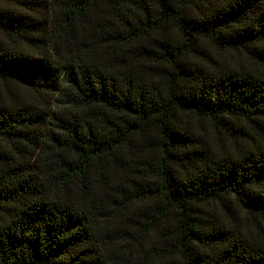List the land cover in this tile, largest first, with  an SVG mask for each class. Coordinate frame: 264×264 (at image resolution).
<instances>
[{"label":"trees","instance_id":"16d2710c","mask_svg":"<svg viewBox=\"0 0 264 264\" xmlns=\"http://www.w3.org/2000/svg\"><path fill=\"white\" fill-rule=\"evenodd\" d=\"M0 264H264V0H0Z\"/></svg>","mask_w":264,"mask_h":264}]
</instances>
